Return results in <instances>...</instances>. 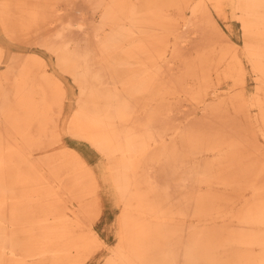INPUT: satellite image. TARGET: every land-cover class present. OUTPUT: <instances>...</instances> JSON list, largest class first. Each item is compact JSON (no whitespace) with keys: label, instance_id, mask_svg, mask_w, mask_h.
Instances as JSON below:
<instances>
[{"label":"bare ground","instance_id":"bare-ground-1","mask_svg":"<svg viewBox=\"0 0 264 264\" xmlns=\"http://www.w3.org/2000/svg\"><path fill=\"white\" fill-rule=\"evenodd\" d=\"M0 27L55 60L0 42V264H264V0H0Z\"/></svg>","mask_w":264,"mask_h":264},{"label":"rangeland","instance_id":"rangeland-1","mask_svg":"<svg viewBox=\"0 0 264 264\" xmlns=\"http://www.w3.org/2000/svg\"><path fill=\"white\" fill-rule=\"evenodd\" d=\"M80 3V4H79ZM78 5H81L83 9L86 11L85 17L89 22L97 21L98 15H95L91 12L89 4L85 1H79ZM220 28L224 32V34L233 42L237 44L242 43V30L239 23L232 18V13L229 14L228 19H222L219 18L217 15H215ZM0 42L7 48L8 50V61L10 60V57L13 56L15 53H21L22 55H26L29 52H37L42 54L53 66L55 64L54 56L50 53H47L45 50H41L39 48H35L31 44H20L16 41H12L6 37L4 32L2 31L0 27ZM5 65L0 67V72H3ZM58 75L64 78L66 81L69 92H70V99L68 101V114H71V112L76 108V97L78 95V87L73 82L72 78L66 75H63L60 71H57ZM223 89H225V86H222ZM255 91V82L254 78L251 73L248 75L247 79V88L246 92L247 94H252ZM182 109L189 111L191 109L190 106H187L186 103L182 104ZM184 119V118H182ZM66 142L71 146L79 150L86 158L87 160L97 169V173L100 174V172L103 171L105 166V158L94 148L89 146L85 142H81L79 140H76L71 137H66ZM101 211L100 216L95 224V229L100 234V236L111 246L115 245L117 242L116 239V233L118 231L117 226V218L120 213V208L118 205V199L115 192L112 190V187L107 182L104 184V188L101 192ZM103 250L97 251L89 260L90 264H101L105 258Z\"/></svg>","mask_w":264,"mask_h":264}]
</instances>
